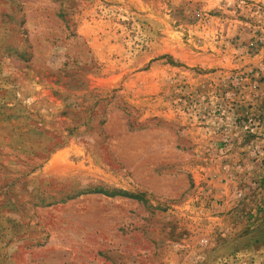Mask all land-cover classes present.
<instances>
[{
  "label": "rangeland",
  "instance_id": "1",
  "mask_svg": "<svg viewBox=\"0 0 264 264\" xmlns=\"http://www.w3.org/2000/svg\"><path fill=\"white\" fill-rule=\"evenodd\" d=\"M263 85L264 0H0V264H264Z\"/></svg>",
  "mask_w": 264,
  "mask_h": 264
},
{
  "label": "crops",
  "instance_id": "2",
  "mask_svg": "<svg viewBox=\"0 0 264 264\" xmlns=\"http://www.w3.org/2000/svg\"><path fill=\"white\" fill-rule=\"evenodd\" d=\"M264 86V85H263ZM261 97H262V99H264V90H262V92H261ZM225 130V129H224ZM236 131V130H235ZM224 132H226V134H227V129L224 131ZM213 136H215L212 140L213 141H217L216 143H218V141L219 140H221V141H226L227 142V144L226 145H224V147L223 148H227V146H231V144H232V142L234 141V139H233V136H237V134H234L233 135V133H231V134H227V135H225V136H222V134H219V135H213ZM234 144H237L236 142L234 143ZM221 146V145H220ZM215 147V145H210V149L212 150L213 148ZM200 149H207L206 147L205 148H203L202 146H200L199 147ZM222 152H223V150H225V149H220ZM209 155V154H208ZM221 159H224L222 156L218 159V160H216V159H208L207 161L208 162H206L205 163V165L203 164H201L202 162H200V160H197L195 163L196 164H194V171H197V177L201 180V181H205V180H207V177L209 176V173L208 174H204V175H201L200 174V171H202V170H205L204 168H207V169H209L212 165H213V162L212 161H219V162H222V160ZM201 165V166H200ZM207 169H206V171H207ZM212 181H213V179L209 182V183H212ZM211 185V184H210ZM210 189H212L211 190V192H214L213 191V187H211L210 186Z\"/></svg>",
  "mask_w": 264,
  "mask_h": 264
},
{
  "label": "trees",
  "instance_id": "3",
  "mask_svg": "<svg viewBox=\"0 0 264 264\" xmlns=\"http://www.w3.org/2000/svg\"><path fill=\"white\" fill-rule=\"evenodd\" d=\"M93 193L96 194H103L105 196H109V197H113L116 195H128L125 192H119V191H110L107 189H103V188H96V190L92 191ZM131 198H135V196L133 195H129Z\"/></svg>",
  "mask_w": 264,
  "mask_h": 264
},
{
  "label": "built area",
  "instance_id": "4",
  "mask_svg": "<svg viewBox=\"0 0 264 264\" xmlns=\"http://www.w3.org/2000/svg\"><path fill=\"white\" fill-rule=\"evenodd\" d=\"M253 87H254V89H255V90H257V89H258V84H257V82L254 84V86H253Z\"/></svg>",
  "mask_w": 264,
  "mask_h": 264
}]
</instances>
